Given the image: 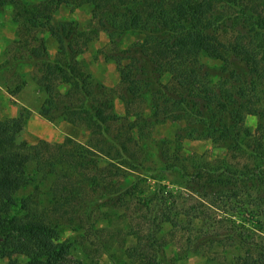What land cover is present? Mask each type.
I'll list each match as a JSON object with an SVG mask.
<instances>
[{
  "label": "trees",
  "instance_id": "obj_1",
  "mask_svg": "<svg viewBox=\"0 0 264 264\" xmlns=\"http://www.w3.org/2000/svg\"><path fill=\"white\" fill-rule=\"evenodd\" d=\"M11 2L14 21L34 26L40 19L50 20L61 3L90 7L91 24L97 25L92 27L97 28L95 35L53 30L59 44L54 58L48 56L44 38H34L23 41L28 53L21 49L20 59H15L37 67V85L47 96L39 113L49 121L62 118L84 125L94 142L83 146L71 137L60 143L42 140L32 146L23 142L32 151L15 153L26 118L3 120L0 116V258L20 255L25 264H69L68 255L76 247L71 238H62L63 221L83 224L93 212L125 207L133 213L141 210L142 219L156 228L167 223L175 234L196 231L194 241L187 238L192 243H240L246 255L231 264H264V123L258 124L252 139L243 132L247 114L264 119V106H258V83L264 79L260 74L264 72V0ZM5 4L0 0V6ZM102 29L109 31L118 51L114 59L126 116L114 111L113 98L104 84L97 81L95 89L88 87L92 74L79 59ZM135 31L144 38L119 49L118 39ZM126 59L131 60L129 64H123ZM211 60L220 64L216 71L207 64ZM241 63L248 66L250 79L238 71ZM164 74H169L167 81ZM216 75L218 79H214ZM64 85L68 88L62 91ZM135 98L148 100L150 117L156 122H185L181 133L169 141L175 147L174 156L168 153L170 146L166 147L164 168L152 177L158 181L162 172L181 174L188 181L186 187L199 195L196 203L179 207V192L164 193L167 187L160 182L148 193L142 187V175L132 182L123 181L126 171L143 173L146 168L137 156L139 141L130 132L135 123L128 121ZM183 137L221 140L229 155L201 161L181 156ZM101 159L107 160L103 167ZM240 186L253 193L241 197ZM32 187L33 194L29 193ZM43 195L46 203L39 201ZM227 205L236 207L224 211ZM142 223H128V230L118 231L122 244L137 237V243L125 248L126 256L133 264H166L168 241H150L149 236L143 243Z\"/></svg>",
  "mask_w": 264,
  "mask_h": 264
},
{
  "label": "rangeland",
  "instance_id": "obj_2",
  "mask_svg": "<svg viewBox=\"0 0 264 264\" xmlns=\"http://www.w3.org/2000/svg\"><path fill=\"white\" fill-rule=\"evenodd\" d=\"M5 1L6 4L0 6V84H2L0 89V116L3 120L26 118L23 129L17 136L14 152L26 153L32 151L31 148H25L22 144L23 142H27L31 146L38 144L42 140L60 143L67 137L77 140L83 146H89L94 141H92L93 137L90 130L84 125H75L62 118L49 121L39 113L40 106L47 96L37 85L35 79L38 73L37 67L31 63L20 62L21 60L17 62L15 57L20 59L21 49H23L22 53L27 50L22 45L24 40L44 38L48 56L54 58L58 52L59 44L52 34L53 30L66 28L67 31H85L87 34L95 35L97 28H92L96 23L93 26L91 24L93 18L90 7L87 5L77 6L72 3H61L54 10L50 20L40 19L39 23L34 26L33 24L25 25L23 22L18 24L14 21L12 17V2L11 0ZM19 1L24 4L34 5L49 0ZM143 38L144 34L136 31L123 34L118 39L119 49L125 50ZM16 41H20V43H16ZM36 44L38 42L34 43V45ZM115 46L116 44H113L109 31L102 29L99 31L98 36L86 45L79 59L92 74L93 79L88 81V87L95 89L97 81L104 84L110 97L113 98L114 111L118 115L126 116V105L121 99L122 97H120L122 92L120 86L122 85L121 76L114 59L118 55ZM26 53L28 52L26 51ZM130 61V59H126L123 64H129ZM207 64L214 71H216V67L220 66L219 62L214 60L208 61ZM262 66L264 69V63ZM238 71L245 74L248 79L252 77L245 63H241L238 66ZM260 74H264V72L260 71ZM218 78V75L214 76V79ZM168 79L169 74H164L163 80L167 81ZM67 88L68 86L64 85L61 90L65 91ZM258 93L261 97L258 106H264V79L262 78H260L258 83ZM134 101L128 109L130 111L128 121L135 123L130 132L139 141V146L136 147L137 156L146 168L142 171L143 173L136 170L126 171L123 181L125 183L132 182L142 175L140 177L144 180H141L143 181L141 184H143V189H146L148 193L154 191L160 182L167 187L164 193L168 190L177 194L179 192V197L176 199V204L179 207L182 204L188 206L196 203L197 199H200L199 195L186 187L188 181L181 177V174L177 172H162L158 181L152 177L153 174L164 168L165 160L162 153L166 147L170 146L168 153L174 156L175 147L171 146L173 144L169 143V141H173L177 134L181 133L185 122L171 119L156 122L150 117L151 104L146 102L148 100L142 102L135 98ZM259 123H264V119L259 115L252 113L246 115L243 132L248 140L255 137ZM180 147L181 156L194 157L197 161L202 159H220L229 155L228 147L221 140L183 137ZM241 160L244 161V159ZM236 161L238 160H234V162ZM99 164L103 167L107 164V160L101 159ZM178 164L180 163L178 162ZM75 171L76 169H73V172ZM91 173H95V170H92ZM33 190L34 188L32 187L29 193L33 194ZM238 190L241 197H246V193H253L251 188L246 189L244 186H240ZM166 196H168L170 201H174L171 196L167 194ZM46 199V195H43L39 201H45L44 203H46ZM234 203L236 204V202ZM38 207H42V205H38ZM133 207L137 209V206L133 205ZM235 207L236 205H227L223 209L224 211L225 209L233 210ZM70 213L71 209L67 208L66 215L71 218ZM92 214V216L90 215V220L85 217L86 221L83 224L78 220L74 222L71 219L70 222L69 220L63 221L62 238H71L76 247L68 255L69 264H133L126 256L125 248L128 245L137 243V237L135 236L134 240L127 238L126 242L124 241V244H122L118 231L128 230V223H133V225L137 226L141 220L143 223L140 226L144 229L143 243L147 239L150 241L152 239L168 241L165 246L166 264H221L220 262L231 264L239 256L246 255L240 243L236 241H227L226 245L222 244V246L217 242L212 243L210 241H195L192 243L187 238L195 240L197 233L194 230L190 232L182 230L175 234L171 225L167 223L161 229L156 228L154 227L155 224H149L142 219L141 210L133 213V210H126L125 207H122L120 211L106 207L100 212H93ZM87 217L89 216L87 215ZM92 221H95V227L94 223L93 227L90 225ZM257 234L259 235V233ZM140 248L143 249L144 247ZM210 257H217V259L212 262L207 261ZM173 259H176L177 262H173ZM25 263L26 259L20 255H16L12 259L0 258V264Z\"/></svg>",
  "mask_w": 264,
  "mask_h": 264
},
{
  "label": "crops",
  "instance_id": "obj_3",
  "mask_svg": "<svg viewBox=\"0 0 264 264\" xmlns=\"http://www.w3.org/2000/svg\"><path fill=\"white\" fill-rule=\"evenodd\" d=\"M17 100V99H16Z\"/></svg>",
  "mask_w": 264,
  "mask_h": 264
}]
</instances>
